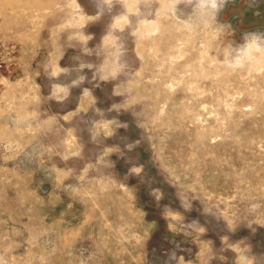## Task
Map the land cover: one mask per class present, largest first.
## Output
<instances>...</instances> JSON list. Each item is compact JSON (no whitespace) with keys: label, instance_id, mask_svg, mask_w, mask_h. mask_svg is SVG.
Masks as SVG:
<instances>
[{"label":"rangeland","instance_id":"374dc122","mask_svg":"<svg viewBox=\"0 0 264 264\" xmlns=\"http://www.w3.org/2000/svg\"><path fill=\"white\" fill-rule=\"evenodd\" d=\"M0 264H264V0H0Z\"/></svg>","mask_w":264,"mask_h":264}]
</instances>
